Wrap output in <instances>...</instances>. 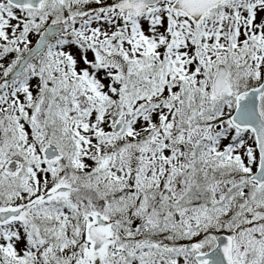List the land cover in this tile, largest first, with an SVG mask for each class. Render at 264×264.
Segmentation results:
<instances>
[{"label":"snow or ice","instance_id":"6c2138e0","mask_svg":"<svg viewBox=\"0 0 264 264\" xmlns=\"http://www.w3.org/2000/svg\"><path fill=\"white\" fill-rule=\"evenodd\" d=\"M0 264H264V0H0Z\"/></svg>","mask_w":264,"mask_h":264}]
</instances>
